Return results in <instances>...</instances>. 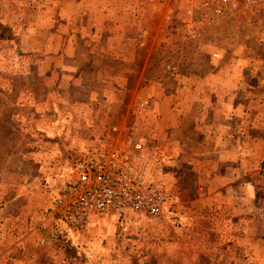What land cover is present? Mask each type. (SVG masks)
<instances>
[{
    "label": "rangeland",
    "instance_id": "1",
    "mask_svg": "<svg viewBox=\"0 0 264 264\" xmlns=\"http://www.w3.org/2000/svg\"><path fill=\"white\" fill-rule=\"evenodd\" d=\"M188 5L0 0V224L29 232L30 264H264V8L238 2L236 17L198 25ZM141 71L138 90L118 81ZM231 95L256 116L236 162L226 154L221 168L201 146L173 158L158 138L163 111L165 125L189 114L199 127L202 108ZM139 99L149 101L141 115ZM141 137L162 156L163 218L123 210L82 232L50 218L84 152Z\"/></svg>",
    "mask_w": 264,
    "mask_h": 264
},
{
    "label": "built area",
    "instance_id": "2",
    "mask_svg": "<svg viewBox=\"0 0 264 264\" xmlns=\"http://www.w3.org/2000/svg\"><path fill=\"white\" fill-rule=\"evenodd\" d=\"M160 5L184 1L188 3L185 15L197 18L203 25L208 14L215 17H236L238 2L263 7L264 0H151ZM186 32L194 37L196 25L186 23ZM179 29L176 28L177 32ZM214 57H218L217 54ZM136 114L148 111L149 101L135 103ZM115 130V129H114ZM101 145L84 152L73 171L59 187L51 203L50 218L73 232H82L92 223L108 215L130 210L145 216L163 218L171 194L158 180L161 153L155 140L145 137L126 146ZM37 227H42L40 224Z\"/></svg>",
    "mask_w": 264,
    "mask_h": 264
},
{
    "label": "crops",
    "instance_id": "3",
    "mask_svg": "<svg viewBox=\"0 0 264 264\" xmlns=\"http://www.w3.org/2000/svg\"><path fill=\"white\" fill-rule=\"evenodd\" d=\"M136 3V2H135ZM138 3V2H137ZM137 4L136 10L143 9ZM143 72H139L134 78L124 77L117 78L118 81H135L137 90L139 84L145 81ZM174 93L169 94L168 99L174 97ZM223 99V100H222ZM235 102V96L232 95L226 99L224 96H219L217 104L208 105L202 108L199 127L192 125L189 114H184L185 121L183 123H171L165 125L166 112L163 111L162 118L159 119L158 138L165 143H168L171 149L170 155L173 158H178L179 147H208L210 150L207 154L216 156L220 167L225 161H228L226 154L233 155L230 161L236 162V154L238 148L244 141L250 142L249 131L252 130V121L256 116L249 107L239 105ZM171 116H179V111L176 107L169 110ZM194 119V117H193ZM244 140V141H243ZM224 168V167H223ZM226 169V168H225ZM227 170H225L226 172ZM227 173V172H226ZM241 171L236 168L232 169L229 174L231 178H240ZM218 173L215 174L214 180L218 178ZM222 174V173H220ZM224 176V175H223ZM234 211L241 206H230ZM0 224V264H30L34 259L35 252L27 246L29 232L22 238H17L13 234L14 225L8 226L5 220ZM47 228V226H46ZM35 231V230H34ZM31 238V237H30Z\"/></svg>",
    "mask_w": 264,
    "mask_h": 264
}]
</instances>
